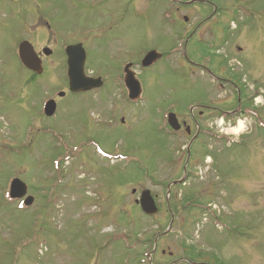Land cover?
<instances>
[{"label":"rangeland","instance_id":"rangeland-1","mask_svg":"<svg viewBox=\"0 0 264 264\" xmlns=\"http://www.w3.org/2000/svg\"><path fill=\"white\" fill-rule=\"evenodd\" d=\"M188 1L0 0V264H166L161 250L210 264H264V146L240 137L243 128L231 130L240 138L230 146L204 153L200 139L190 151L192 160L207 157L199 181L210 174L215 183L195 203L212 202L221 215L179 209L171 226L166 212L167 168L182 150L160 131L163 116L187 114L204 100V76L183 63L184 53L195 63L201 53L198 35L186 40L183 17L191 24L216 11V29L247 48L246 72L261 76L254 82L264 87V0H202L213 1V10ZM33 8L50 26L87 29L104 21L106 34L67 32L56 40L51 29L52 39L46 30L28 39ZM22 41L51 51L42 74L20 65ZM75 42L86 51L85 74L106 84L91 96L58 100L62 51ZM150 50L161 59L143 70ZM130 62L142 90L137 103L121 99L122 67ZM52 98L58 109L50 118L42 104ZM13 179L25 184L30 207L8 199ZM144 191L158 196L155 216L134 204ZM170 192L172 203L185 206L182 187Z\"/></svg>","mask_w":264,"mask_h":264},{"label":"flooded vegetation","instance_id":"flooded-vegetation-1","mask_svg":"<svg viewBox=\"0 0 264 264\" xmlns=\"http://www.w3.org/2000/svg\"><path fill=\"white\" fill-rule=\"evenodd\" d=\"M213 2V1H212ZM204 2L202 0H193L186 2V6H189L194 3H198L208 7L215 8L214 2L212 3ZM184 6V5H183ZM79 7V6H78ZM52 8V7H51ZM184 8H186L184 6ZM37 12L34 10L31 12L33 25L30 26L33 30H30L31 34L28 32L25 34L28 39H35L36 36L40 35L42 31L46 30L49 33L47 37H51L50 32L55 35V39L57 37H63L65 33L72 34V36H76L77 33L84 32V35H80L81 37L86 38L89 35L95 36L96 34H101L102 36L106 34V30L104 26V21H96L95 24H91L87 29H83L82 27L76 28L74 25L69 26H59L55 25V21L49 23L46 20H39V16L36 14ZM200 14V13H199ZM198 14V15H199ZM29 16V15H27ZM25 17V16H24ZM30 18V17H26ZM217 12L214 11L213 14L209 15H199L195 21L191 24H188L190 20L189 16L183 17V23L187 26V31H185V35H187L188 42L190 41V36L198 35L199 46L201 48V53L198 56L199 62L195 63L191 58H189L185 53L183 56V63L185 67L189 66L190 68H194L201 72L202 76H204L205 85L202 87L201 92L203 93V102L200 104H195L192 106L187 114H178L174 111H167L163 116L160 131L166 134L168 140L171 141V144L174 148L178 150H182V158L178 160H173L172 166L167 168L171 173V182L167 186V197L165 201L166 212L169 215L171 226L175 221V215L179 214V209L184 210L185 208L197 209V211H203L210 214L213 218L216 215H221V211L217 206L212 209V202L206 205H198L195 203V200L200 198L207 193H210L214 188L215 183L209 180L210 174L207 175V180L200 182L199 174L201 173V168L205 165L206 158L201 162L200 160H192L191 159V148L192 146L198 142L200 139L203 140V151L207 150L210 152L213 149L214 145H217L216 148H223L225 146H230L233 142L238 140L241 136H249L255 143H260L264 146V135L259 136L260 133H264V87L258 86L255 84L254 80L260 79L261 76L257 75V79H254V75L251 76L250 70L247 69L246 72V63L247 59H245V55L247 54V48H243L240 45H237L235 40L232 38V32H226L228 35H223V33L218 32L215 25ZM233 19V18H232ZM233 20L230 21L232 23ZM44 25V26H42ZM94 25L95 27H92ZM28 31V30H25ZM77 31V32H75ZM86 33V34H85ZM67 36V35H66ZM38 38V37H36ZM49 39V38H48ZM52 39V37L50 38ZM234 41V42H233ZM26 42V41H22ZM21 42V43H22ZM187 42V43H188ZM20 43V44H21ZM29 43V41H27ZM19 44V45H20ZM31 45V43H29ZM16 49V56L18 58V48ZM81 45L85 52V63H86V51L84 45L79 42L70 43L64 45L63 54L65 57V67H66V75H65V86L60 88L56 92V97L58 100L65 99L67 96L75 95V96H91L96 92L101 91L105 87V82L100 77H89L85 74L86 77L90 79H100L101 86L97 89L90 90L84 93H72L69 89V82L67 79V55L66 49L75 46ZM240 46V47H239ZM34 53L40 60L41 63V74L44 70V64L48 63V59L53 58L52 53L49 49L44 47L42 49V53L35 52V49L31 45ZM152 51V50H150ZM223 51V52H222ZM232 51V54L230 52ZM234 52V53H233ZM237 52V53H235ZM246 52V53H245ZM208 53V54H207ZM245 53V54H244ZM217 56V57H216ZM244 59H243V58ZM18 61L20 65L27 70L31 75H35L34 72L29 71L25 68L19 58ZM52 61V60H51ZM160 61V59L158 60ZM157 61V62H158ZM232 61H235V65ZM54 62V61H53ZM131 65L129 70L132 72V68L135 63H128ZM128 64H124L122 67V76L120 79L121 90L124 94L123 99L129 101L130 103H137L140 100L141 93L139 98L136 101H131L128 98V93L124 85V67ZM156 65L153 64V66ZM136 66V65H135ZM151 66V67H153ZM249 66V65H248ZM150 68V67H149ZM148 69V68H146ZM85 70V64H84ZM144 70V69H143ZM194 72V71H193ZM85 73V72H84ZM134 73V72H133ZM135 74V73H134ZM136 79V78H135ZM139 82V81H138ZM140 84V83H139ZM141 89V85H140ZM67 90V92L65 91ZM142 92V90H141ZM53 100L47 99L42 104V109L44 108L46 102ZM56 102V103H55ZM55 111L58 109V101H55ZM43 114V113H42ZM55 114V113H54ZM50 116L52 118L54 116ZM173 115L175 119H172L173 125L171 126L168 122V116ZM44 115V114H43ZM112 124H115V121H110ZM123 123L124 121L121 120ZM241 125L242 134L239 138L233 137V133L230 131L234 128H238ZM174 127V128H173ZM176 127V128H175ZM263 137V138H262ZM184 151V152H183ZM184 157V158H183ZM211 173V172H210ZM182 187L184 189L183 195L185 199V206L180 207L172 203L169 199L170 190L172 187ZM135 193V192H134ZM133 193V194H134ZM142 193V192H141ZM140 195L137 200H134V204L141 210L140 206ZM153 202L156 206L158 213V204H157V195H151ZM190 197V198H189ZM189 198V199H187ZM196 211V210H195ZM156 213V214H157ZM221 228L220 226H216ZM160 254L164 256L165 254L169 258V261L166 264H180V263H188V264H210L204 261H190L184 257H175L171 252L160 251Z\"/></svg>","mask_w":264,"mask_h":264},{"label":"water","instance_id":"water-1","mask_svg":"<svg viewBox=\"0 0 264 264\" xmlns=\"http://www.w3.org/2000/svg\"><path fill=\"white\" fill-rule=\"evenodd\" d=\"M67 55V79L69 82V89L72 93H84L101 86V80L90 79L85 76V52L81 45L71 46L66 49ZM18 56L25 68L37 74H41V63L37 55L34 53L31 45L27 42H22L18 48ZM161 58V55L155 51L148 52L140 62L141 68H149ZM131 65L124 67V85L128 93V98L131 101H136L141 93L140 84L135 79V74L129 70ZM55 111V104L53 101L46 103L44 113L50 117ZM173 115L168 116V122L173 125ZM174 128V127H173ZM176 128V127H175ZM24 206L30 207L33 203L32 197H26V186L21 181L14 179L9 186V199L22 200L24 199ZM140 206L142 212L147 216H154L157 213L156 206L150 196L149 191H144L140 196Z\"/></svg>","mask_w":264,"mask_h":264},{"label":"bare ground","instance_id":"bare-ground-1","mask_svg":"<svg viewBox=\"0 0 264 264\" xmlns=\"http://www.w3.org/2000/svg\"><path fill=\"white\" fill-rule=\"evenodd\" d=\"M241 129V125L238 126V130ZM238 130H235V131H230L231 133L233 132L234 134H237Z\"/></svg>","mask_w":264,"mask_h":264}]
</instances>
